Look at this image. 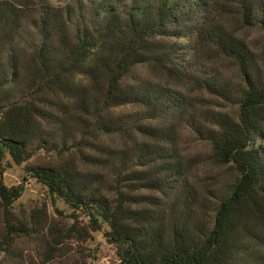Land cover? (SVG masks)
<instances>
[{"label": "trees", "instance_id": "obj_1", "mask_svg": "<svg viewBox=\"0 0 264 264\" xmlns=\"http://www.w3.org/2000/svg\"><path fill=\"white\" fill-rule=\"evenodd\" d=\"M234 24L264 32V0H0V87L19 82L31 90L0 104V176L7 157L22 164L40 148L65 154L84 143L97 152L85 159L108 173L70 158L31 171L50 193L85 211L95 231L100 222L109 226L120 264H264V51L251 48ZM30 29L38 43L28 52ZM173 38L195 42L184 48ZM207 53L229 62L233 75L205 62ZM143 66L167 82L129 81ZM170 81L236 106V116L197 107ZM60 94L73 98L74 113L42 106H58ZM129 105L141 111L112 112ZM167 118H179L207 143L216 164L232 165L235 182L197 196L185 184L192 161L179 149L177 124H154ZM133 133L145 139L116 147L90 141ZM141 190L173 199L165 204ZM22 192L0 185V257L31 234L12 219Z\"/></svg>", "mask_w": 264, "mask_h": 264}, {"label": "rangeland", "instance_id": "obj_2", "mask_svg": "<svg viewBox=\"0 0 264 264\" xmlns=\"http://www.w3.org/2000/svg\"><path fill=\"white\" fill-rule=\"evenodd\" d=\"M47 1L57 6L64 4L68 0ZM234 29L236 34L244 39L256 52L264 51L263 31L254 27L247 28L239 24H234ZM33 34L30 29L28 31V42L23 44V48L28 52H31L33 46L38 43L37 38H34ZM169 41L182 42L184 48L195 42L188 38H173ZM204 60L208 64L217 67L223 73L233 75L230 63L224 59L217 58L214 53H207ZM139 76L156 82H167V79L157 69L146 66L137 68L136 72L129 77V81H133ZM77 82L80 85H84L87 84V79L78 76ZM170 83L175 89L185 92L197 107L202 105L208 110H218L231 116H236V106L226 104L224 101H220L208 94L195 91L190 85L182 86L172 81ZM25 86L23 83L21 85L18 82L17 84L11 83L0 87V104H4L8 100L23 98L24 94L31 93V90ZM56 100L59 103L58 106H55V104L53 106L42 104V106L59 116L62 115L61 111L71 113L76 111L74 100L70 95L60 94ZM140 111L141 108L130 105L112 110L113 114L122 116L134 115ZM84 119L86 120V117ZM163 122L167 124L176 123L178 126L179 149L186 158L192 161V167L185 178V184L196 192L197 196L207 195L208 190L221 189L235 182L238 177L235 168L232 165L220 166L212 161L209 157V145L200 140L191 128L181 124L179 118L159 119L154 124H162ZM44 125L46 130H51L50 128L54 127V123L51 120H47ZM80 137H83L81 133L77 134V138L79 139ZM143 139L145 138L133 133L124 138L116 135H107L101 136V141H98V137L92 138L90 141L116 147L124 146L126 142L132 145ZM55 146L60 147L61 145L57 142ZM96 154L95 149L89 148L83 143L80 149L72 148L70 153L65 154H59L50 148H40L35 155L22 164H16L10 157L6 158L4 162L5 172L0 176V185L3 183L9 188L22 186L21 197L14 203L12 209V219L16 223L28 225L31 234L17 238L12 244V253L7 256L1 255V264H120L117 247L107 237L109 226L100 222V229L95 231L85 211L73 209L63 199L50 193L48 187L34 177L31 171V168L56 165L61 163L62 160L70 158L82 169L104 170L108 173L109 169L96 167L92 165V161L90 162L84 157V155ZM109 178L110 183H112L114 179L112 177ZM137 194L157 196L165 204H170L173 199L170 193L156 191L141 190L137 191ZM69 228L74 229V235L67 234L66 231ZM4 233V214L0 208V238H2ZM58 241H60L59 244Z\"/></svg>", "mask_w": 264, "mask_h": 264}]
</instances>
